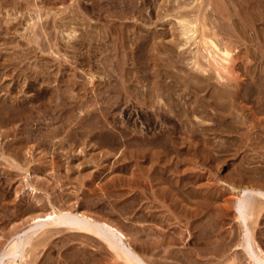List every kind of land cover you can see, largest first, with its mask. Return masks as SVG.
<instances>
[{
  "label": "rangeland",
  "instance_id": "obj_1",
  "mask_svg": "<svg viewBox=\"0 0 264 264\" xmlns=\"http://www.w3.org/2000/svg\"><path fill=\"white\" fill-rule=\"evenodd\" d=\"M169 1L0 0V251L56 207L116 224L154 264H256L233 202L264 191V0H218L239 78L203 86ZM55 227L25 264H125Z\"/></svg>",
  "mask_w": 264,
  "mask_h": 264
},
{
  "label": "bare ground",
  "instance_id": "obj_2",
  "mask_svg": "<svg viewBox=\"0 0 264 264\" xmlns=\"http://www.w3.org/2000/svg\"><path fill=\"white\" fill-rule=\"evenodd\" d=\"M172 2H173V0H172ZM171 7H172V9L168 8L169 9L168 11L172 10L176 13L172 17H176V20H177L176 26L177 27H175V28L176 29L178 28V29L176 31V30H174L175 28L173 27L174 31H172V34L170 33V35H172L173 37L174 36L177 37V39L175 37L173 38L174 40L176 39L175 41L173 40V42L176 43V46H177L178 50L180 51V54L181 53L183 54L184 52L186 53V51H188V50L190 51L191 55H190V53H187L190 56L188 58L186 57V59L188 60L187 65L191 64V65H193V68L195 70H197L199 73L201 72L202 77L198 73L195 72L196 74H198L197 80L199 77L201 79L205 80V81H202L199 79L200 81H202L201 84H200V81H198L199 84L202 85L203 82H206L207 85H212V83L209 82V79L211 80V77H213L212 73L217 74V77L221 80L226 79L228 76L233 77V75H236L234 77V79L236 77L238 79L239 76H237V75H239V74H237L238 73L237 72V67H238L237 65L240 63H238L237 61L240 58V54H242L243 52L238 54V55L235 52V54L237 55V56H235L233 54V52L237 48L233 49L231 46V43L226 44L227 41H225V43H224L223 39L225 37H222L221 33H220L221 31H225L223 29L225 26L223 28H221V26L225 25L224 23L223 24L221 23V22H223L222 20H224L226 18V17L224 18L223 16H226V14H228V17L229 16L232 17V11L228 8H225L222 4H220V2L218 0H174V5L172 3ZM214 13L218 14V16L215 15V16H217V18L221 19L223 17L220 20V22L218 19H216V17H215L216 20L213 18ZM36 17L37 18H34V22L32 24L33 27H35L37 24H39L37 22L42 19V15L38 13ZM218 22L221 23V25L218 24ZM234 26H235V24H234ZM219 28L223 29V30L220 31ZM121 32H120L121 35L123 34V32L125 33V31H123V30H121ZM164 32H156L154 35V38L159 37V35L161 36L162 33H164ZM225 32L227 33V31H225ZM71 34L72 33H69V37L73 38L75 34L72 35L73 37L71 36ZM220 37L223 38L222 41L220 40L221 39ZM51 48H52V46H51ZM236 62H237V64H236ZM37 76H38V73H37ZM190 77H192V75H190ZM193 77H194V75H193ZM38 78H39V76H38ZM194 79L193 80L196 82V78H194ZM240 79H241V76H240ZM33 80H35V79H33ZM161 82H163V81H161ZM206 83H205V85H206ZM240 84H241V82L239 84L237 82V85L240 86ZM161 85H162V88H161V86H160V88L165 89L163 87L165 84L163 85L161 83ZM194 85H195V83H194ZM31 86H33V85H31ZM190 86H189V88H190ZM200 87H198V89H199L198 91H201ZM160 88H159V90H160ZM166 88H167V86H166ZM218 88L222 89V87H218ZM218 88L216 86L215 89H218ZM167 89H165V92L167 91ZM159 90H158V93H159ZM170 90L172 93L173 90L171 88H169L167 92L169 93ZM194 90H197V89H195V87H194ZM226 91H227V89H224V90H220L219 92L225 94V96L227 94H231V91H228V92H226ZM219 92H217V93H219ZM160 94H161V91H160ZM219 95H220V93H219ZM161 96H162V94H161ZM158 97H159V95H158ZM220 98H222V97H220ZM217 102L219 103V101H217ZM201 103H202V101H201ZM220 103H219V107H221V105H222ZM253 116L256 117L255 114H253ZM223 117H225V116H223ZM24 132H26V131H24ZM162 140L165 141L166 139L164 138ZM167 142H168V140H167ZM162 143L164 144V142H162ZM233 205L237 209V214L235 212V215H237V217L240 219L239 220L240 224H242V226H243V230H242L243 231L242 232L243 233V235H242L243 236V240H242L243 246L246 248V251L248 252V254L250 256V259H252L251 261L256 262V264H264V250L262 248H260L259 245L256 244V240L254 238V233H253L252 227L249 224L250 220H252L253 216H255L257 214V212L260 213L264 209V191L260 190L258 188L254 189L252 186L251 187L244 186L240 189L239 194H237V196L235 197ZM31 221H34V222H32L33 224H31L29 231L25 232L28 234L21 236V235H19V233L18 234L16 233V235H18V236L17 237L14 236L12 238V240L9 242V244H7V247L1 249V251H0V264H25V262H27V260H26L27 256L28 257L31 256V255H28V251L31 252L34 250L35 247L40 248L38 246H41V245L43 246V243L38 240V237H40L41 235L47 234V232L48 233L50 231L52 232L53 230L55 232H56V230H60L59 228L55 227V225H59V224L66 225L67 229L72 231L73 234H75L76 236L81 234V235H83V237L84 236H86V237L87 236L88 237L94 236V237L98 238L99 242L102 244L105 251L108 250L109 253L111 252L117 260H122L125 262V264L126 263L127 264H154L153 261L155 258L153 259V261H150L148 259L149 257L146 258L142 253H139V251H137L138 248L135 249L134 245L130 241L131 238H128V236H126V234H124V232L121 230V228L116 226V224L114 225V223H111L109 220L107 221L105 219H100L98 217L91 216V215H89L85 212H82L80 210H76V209L73 210L72 208H56V207H54V208H52L51 212H47V213L42 214V215H37V216L33 217ZM35 238L38 240L39 244L36 243L37 240ZM34 239L36 240L35 243L37 245L33 242ZM41 241H42V239H41ZM145 242H144V244H145ZM40 243H42V244H40ZM163 244H164V241L159 240L158 242H156L154 244V246L156 248L159 246H161L163 248V247H165V246H162ZM28 247L31 248V250L30 249L28 250ZM244 247H243V249H244ZM169 249H171V248H169ZM169 249L166 250V248L165 249L163 248V252L164 251L167 253H168V251L172 252ZM158 250H159L158 252L162 251V249L161 250L158 249ZM30 252H29V254H30ZM36 252L34 251L35 254H36ZM33 255L34 254H32V256H31L32 260H34V257H35V256L33 257ZM31 257H29L28 260H31L30 259ZM162 257H164V256H162ZM19 260H20V263H18ZM35 261H33V262L35 263ZM26 264H28V263H26ZM29 264H31V263L29 262Z\"/></svg>",
  "mask_w": 264,
  "mask_h": 264
}]
</instances>
